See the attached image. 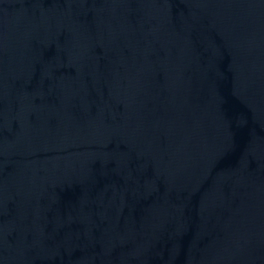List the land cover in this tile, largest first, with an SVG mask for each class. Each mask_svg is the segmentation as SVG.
<instances>
[{
	"label": "water",
	"instance_id": "water-1",
	"mask_svg": "<svg viewBox=\"0 0 264 264\" xmlns=\"http://www.w3.org/2000/svg\"><path fill=\"white\" fill-rule=\"evenodd\" d=\"M0 264H264V0H0Z\"/></svg>",
	"mask_w": 264,
	"mask_h": 264
}]
</instances>
